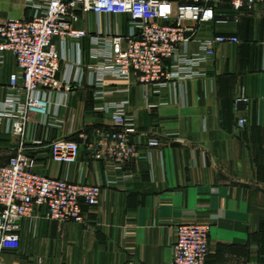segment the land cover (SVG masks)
<instances>
[{
  "label": "crops",
  "instance_id": "1",
  "mask_svg": "<svg viewBox=\"0 0 264 264\" xmlns=\"http://www.w3.org/2000/svg\"><path fill=\"white\" fill-rule=\"evenodd\" d=\"M218 11L233 9L222 2ZM29 15L25 0H0V22ZM79 27L88 36L55 39L62 57L59 77L69 88L60 121L35 118L24 137L0 124V165L22 146L37 171L101 186V201L85 207L82 223L48 219L44 208L16 221L19 243L5 250L4 262L168 264L179 225L196 222L210 226L206 264H264V4L245 10L236 25H201L199 37L239 38L217 46L206 76L172 81L158 92L136 74L104 77V90L129 89L106 98L129 101L126 108L137 130L131 142L142 154L125 161L121 170L109 157L94 159L89 149L99 130L113 126L110 115L96 109L102 59L96 57L92 37L127 35L130 18L88 12ZM197 49L193 41L190 51ZM16 69L13 59L1 68L3 91ZM242 94L250 102L236 109L234 100ZM58 99L53 93L52 112ZM240 117L247 120L244 126ZM150 137L161 146L148 147ZM60 138L80 143L76 162L52 160L50 145Z\"/></svg>",
  "mask_w": 264,
  "mask_h": 264
},
{
  "label": "built area",
  "instance_id": "2",
  "mask_svg": "<svg viewBox=\"0 0 264 264\" xmlns=\"http://www.w3.org/2000/svg\"><path fill=\"white\" fill-rule=\"evenodd\" d=\"M222 2L233 11L219 12ZM30 15L8 18L0 22V70L13 59L16 71L9 75L6 87H0V124L8 132L24 137L28 124L35 118L43 123L60 121V110L66 103L69 88L60 79L62 57L55 39H82L87 30L79 27L83 13L96 15H128L127 35L98 34L92 37L96 57L102 59L96 79L97 110L110 115L112 128L99 130L98 139L89 143L96 160L109 157L117 170L124 162L142 157L131 142L137 132L133 117L127 111V99L108 100L107 94L127 93L128 88L104 90V77L127 78L136 74L139 82L161 91L172 81L206 76V66L223 43H238L235 35L199 37L201 25L216 22L236 25L242 13L264 0H25ZM197 41L196 52L190 45ZM69 80H67L68 82ZM57 93L56 110L52 112V95ZM244 94L234 100V106L248 104ZM241 126L245 117L238 120ZM148 147L157 148L156 137L147 140ZM51 158L59 163H74L80 154V143L69 138L54 140ZM102 188L84 181L50 177L35 169L34 160L21 146L16 154L0 165V264L6 249L19 243L13 232L16 221L44 208V216L60 222L82 223L85 207H96ZM210 226L203 223H183L177 230V241L168 264H206L209 255Z\"/></svg>",
  "mask_w": 264,
  "mask_h": 264
}]
</instances>
